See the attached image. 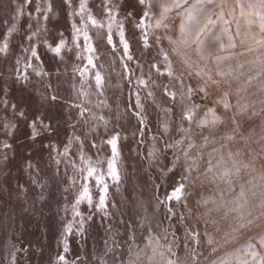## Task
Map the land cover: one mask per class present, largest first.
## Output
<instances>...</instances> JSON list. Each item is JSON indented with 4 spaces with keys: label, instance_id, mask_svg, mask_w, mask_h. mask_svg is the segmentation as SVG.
<instances>
[{
    "label": "snow or ice",
    "instance_id": "1",
    "mask_svg": "<svg viewBox=\"0 0 264 264\" xmlns=\"http://www.w3.org/2000/svg\"><path fill=\"white\" fill-rule=\"evenodd\" d=\"M32 2L33 0H24L23 5L17 7L16 0H10L15 10L14 20L22 19L25 15V8L30 7ZM156 3L157 0H134L131 3L129 0H125V4L129 5L128 10L120 19L118 17L121 9L125 7L124 4L118 5L112 0H103L101 7L104 16L107 18V43L108 45L113 44V30L115 28V35L119 37V45L122 50L119 53L123 57L120 64L125 79L128 80L130 88L133 84L135 85L133 92L135 102L126 107L123 115L128 120H135L136 122L133 132L136 144L144 145L146 143L145 136L151 133L147 106L142 100L141 90L147 92L144 100L154 101L155 95L152 87L161 88L162 95L171 100L173 104L179 96L180 103L183 105L180 117L181 124L177 127V131L181 134L178 139H165L166 134L170 132L168 123L165 122L161 131L148 135V139L152 140L153 143L148 146L146 153L141 152L139 148L130 149L131 152L141 158L142 162L147 163L148 169H156L159 177L163 179V183L167 182L166 173H174L177 167L181 166V159H183V171L180 174L179 182L170 191H167L163 198L158 194L163 183L152 185L156 193L152 205L153 211L159 213L161 208L165 211V220L167 221V228L163 229L165 239L169 229L172 230L173 241L167 246L160 243V237L153 230V215L149 213L147 204L136 199L135 194H133L132 199L119 202L112 198V189H115L117 195L120 194L126 175L121 159L123 145L120 144V132L115 131V129L109 131L108 119L86 107L85 104L90 103V101L80 99L89 95L84 90V85L90 79L89 68L94 70L91 79L95 81L96 95L98 97L104 95V77L99 70L104 65L95 63L99 57L96 55V47L92 42L88 27L91 25L92 28L103 31L105 28L104 21L98 20L93 15L88 0H78V3L76 0H62L69 18L70 39L65 37L63 31H58L54 42H49L47 38L41 39L40 26H37L35 30H33L31 23L27 26V33L24 37L26 44L21 45V51L26 55L17 56L15 60V82L27 84L29 81L28 69H32V72L38 77L51 78L53 74L44 71L38 63L41 61L39 53L41 43L47 52L60 58L61 62L65 50L73 51L74 49L76 59L86 61V65L83 67L74 65L73 67L74 75L78 74L80 77L81 90L75 93L77 102H73L70 106L78 109V121L90 125V133L98 132L101 126L105 128V135L100 137V144L97 145L96 138L93 137L91 147L96 149L98 153L110 152V155H105L103 160L99 156L93 160L87 154L85 139L78 135L68 138L62 152L53 145H44L45 148L57 153V156L54 157L57 166L64 163L66 167L71 168L72 174L67 176L68 186L64 190L67 192L71 188L74 191V200L71 204L72 219L63 226L64 254L58 253L54 264H92L87 255L83 254V249H81L82 254L72 261H68L65 254L70 250L67 235L71 233L77 237H85L88 229L93 227L97 216L100 217L101 227L107 239L104 242L103 254L93 255L96 264H108L109 256L111 257V264H188L189 259H191L192 264H201L202 253L199 251L201 233L199 230L192 231L187 226V219L192 218L194 214L188 208L185 193L186 187L196 181L201 186L207 184L215 189L213 195L202 196L197 201L198 204L205 207V212L201 214L204 223H208L206 218L213 213L219 216V219L214 218L211 221L216 226L215 235L209 234L207 228L204 229L205 242L213 254L222 248L226 249L222 256H217L215 259L205 258L204 264H233V261L229 259L233 252L238 254L235 264H264V171L249 179L248 184L252 186L251 188H247L244 183H239L242 170L247 173H256L255 161L260 154H264V134L256 141L260 145L261 152L253 154L250 149L247 153L250 158L247 160L243 149L237 148L235 151L231 149V145L237 140L247 142L249 139V136L244 134L241 117L245 115L264 117V98L258 102L249 103L245 97L240 96V93L245 89L236 88L238 98L233 105L230 102V93L228 91L220 92L222 87L230 88L232 81L239 80L240 76L244 75L242 70H233L230 65L228 71H224L222 66L234 58L238 59L246 54H254V59L245 62L255 70V76H249L248 82L250 83L255 78L264 80V0H232L231 3L229 0H172L171 4H159L161 11L158 17L152 12ZM35 12L39 14L38 18L45 21L43 28L46 32L47 25L51 23L54 15L52 0H35ZM27 15L31 20L32 13L29 12ZM175 16L180 17V23L178 35L173 38L168 35V32L171 31L169 22ZM76 18H79V23H77ZM129 23L136 30L133 33V38L137 34L139 35L137 43L142 46L141 51L145 57L153 46L156 49L155 57L149 62L147 78L142 71L140 76H135V72L129 66L130 62L135 61L141 70L143 68L140 58L136 56L125 34L126 24ZM233 26L235 27L234 32ZM242 26L245 27L243 33H241ZM149 28L166 30L165 36L170 45V51L179 58V63L184 66V70L179 74L175 71L174 61L169 50L163 46L162 37L156 35L153 45L150 40ZM17 31L16 22L6 29L3 40H0V54L5 56L8 54L10 39ZM81 37L83 39L82 45L78 43ZM225 37L227 43L224 42ZM237 40L240 46H247L245 50L239 53L225 54L227 50L238 47ZM211 44L218 45L215 51L210 49ZM115 51L116 49L113 48V52ZM190 53L194 54L196 59H193ZM161 65H163L162 69ZM210 65H215L214 74ZM237 69H243V64L238 63ZM152 70L156 71L158 77H166L168 82L153 80ZM133 77H135L134 80ZM48 87L52 88L50 82ZM73 89L75 90V84H73ZM259 90L264 96V83L259 84ZM214 95L215 98L213 99ZM197 97L200 103H194ZM59 99L58 93L53 90L50 101L56 102ZM209 99H213V106L206 107L203 116L198 120L195 119L197 109ZM257 103L259 104V111L256 109ZM0 104L4 106L5 110L10 108L14 115L20 118L25 117L24 109L19 108L16 103H10L7 95L0 98ZM95 107H108L107 101L98 100ZM218 107H222V113L217 111ZM167 111L171 112L172 109L169 108ZM117 112L118 118H120L119 106H117ZM229 113H231L230 116ZM36 119L46 130H51V126L44 124L40 117ZM184 121L187 122L188 127L184 126ZM193 125L200 129L198 135L201 137L202 143H196L194 135L197 134L192 132ZM3 126L8 135H11L12 130L16 127L14 123L7 121ZM262 126H264V120H262ZM29 127L32 129L31 138L35 139L38 135L36 122L30 123ZM121 127L123 128V126ZM221 127L229 130L218 139L210 140L209 135L204 134L205 130L211 134ZM262 132H264V128H262ZM136 133H139L138 138ZM210 144H219V147L211 148V151L207 153L208 159L205 163L203 152ZM157 145L161 146L158 147ZM73 146H77L76 154L79 163L70 158L69 154ZM8 148L10 145L5 142L3 149ZM169 154H171V159H169ZM5 160H7L6 156ZM105 164V174L100 175V168L104 167ZM31 167L32 165L29 163V168ZM136 171L134 162L133 173ZM33 183L37 184V181L33 180ZM237 183H239L238 192L234 187ZM38 186L43 187L42 184H38ZM249 191L252 197L258 195L259 200H250ZM173 201H176L177 204L183 201V207L188 209L189 216L185 217L183 213L178 216L172 205ZM85 203L90 209L87 215L80 208ZM121 227L124 229L123 232L120 231ZM177 228L183 231L186 241L190 237L195 242V246L191 248L185 243L183 260L172 248V244L176 240ZM137 229L141 233L145 230L148 233L145 237L147 243L144 247L135 243ZM247 233H254V236L250 238L255 239L257 244L248 243L245 247H233L231 250H227V246L235 245ZM121 236L126 237L123 242L119 239ZM125 246H127L128 251L127 258L121 255ZM21 251L27 255L29 250L27 248H14L9 253L8 264H18L17 257Z\"/></svg>",
    "mask_w": 264,
    "mask_h": 264
},
{
    "label": "rangeland",
    "instance_id": "2",
    "mask_svg": "<svg viewBox=\"0 0 264 264\" xmlns=\"http://www.w3.org/2000/svg\"><path fill=\"white\" fill-rule=\"evenodd\" d=\"M78 3V0H76ZM115 4H124L125 7L121 9L118 19L123 18L124 12L128 10V4H125V0H112ZM134 0H129V3ZM231 3L232 0H229ZM24 0H16V6L23 5ZM54 6V15L52 16L51 23L47 25V31L45 32L43 25L45 21L42 18H38L39 14L35 12V0H33L30 7L25 8V15L22 19L14 20L15 10L10 3V0H0V40H3L6 29L14 22L17 23L18 31L10 39V50L5 56L0 54V98L7 95L10 103H16L19 108H23L25 111V117L20 118L14 115L10 110L4 109V106L0 104V264H8L9 253L15 249H25L29 251L27 255L24 252L18 253V264H54L57 254L63 253V226L65 223L72 219L71 204L74 200V191L70 188L67 192L64 190L68 186L67 176L72 174L70 167H66L64 163L59 166L56 165L54 157L57 153L49 148H45L44 145H53L60 152L63 151L64 145L67 143L69 137L78 135L85 139L86 147L88 149V155L94 160L97 156L100 159H104L105 155H110V152L98 153L96 149L91 147L93 137L96 138L97 145L100 144V137L105 135V128L101 126L98 132H89V124H85L83 121H78V109L72 108L70 105L76 101L75 93L81 90V82L78 74L74 75V65H80L81 67L86 65V61H80L76 59L75 50L67 51L63 53V61L60 58L54 57L51 53L47 52L43 44L41 43L39 53L41 61L38 62L44 71L50 72L53 75L50 77H38L32 69H28L29 81L27 84L15 82V60L17 56L26 55L21 51V45L26 44L24 39L27 33V26L32 24L33 30L40 26L41 39L47 38L49 42H54L58 31H63L65 37L70 39L71 32L69 29V18L67 16V10L62 4V0H52ZM103 0H88L89 8L93 15L98 20H103L105 28L103 31L100 29L92 28L89 25V34L92 38V42L96 47V55L99 57L95 61L97 65L103 64L104 67L100 68L104 77L103 96L96 95L95 81L91 79L94 74V70L89 68L90 79L84 85V90L89 93L85 97H81L82 100L90 101L85 106L92 109L97 114H101L108 119V130L120 132V144L123 145V151L121 159L123 161V170L126 172L124 177L121 192L119 195L115 193V189H112V198L118 202L121 200H130L135 194L136 199L142 201L148 205V211L153 215L152 227L154 232L160 237V243L167 246L173 241L171 235V229L168 231L167 238H164L163 229L167 228V221L165 220V211L163 208L159 210V213L153 211L152 205L154 203V196L156 193L153 190L152 185L154 183H163V179L159 177L155 168L148 169L146 162H142L139 156H136L130 149L139 148L141 152L146 153L149 145L153 143L148 139V135L151 133H157L162 130V126L165 122L168 123L170 132L166 134L165 139H178L180 133L177 131V127L181 124V115L183 105L180 103L179 96L175 104L168 98L162 95V89L152 87L155 95V100H144L146 96V90H141V97L143 102L147 106V112L150 119L151 133L145 136L146 143L144 145H137L133 138V132L135 130V120H128L124 117L125 109L129 104H134L135 96L133 92L135 85L130 88L128 80L125 79L123 69L120 64V60L123 57L119 54L122 50L119 45V37L115 35V28L113 30V44L107 43V18L104 16L103 9L101 7ZM166 3L171 4L172 0H157V3L153 6L152 12L158 17L161 11L159 4ZM175 11V10H174ZM31 12V20L27 13ZM238 12V10H237ZM79 23V18H76ZM180 23V17L175 16L169 22L171 31L168 35L175 38L178 35V25ZM136 30L132 27V24H126L125 34L129 39L132 49L136 56L140 58V62L143 65L141 68L135 63L130 62L129 66L135 72V76H140L141 71L145 78L149 74V62L156 55L155 46L148 52L147 57L141 51L142 46L137 43L139 35L137 34L133 38V33ZM150 40L155 44V36L160 35L162 37V43L166 50H169L170 55L174 61V68L177 74L184 70V66L179 63V58L172 54L170 51V45L165 36V29H148ZM235 27L233 26V32ZM245 31V27H241V33ZM258 31V29H256ZM224 42L227 43L226 37ZM83 44L82 37L78 41ZM238 47L233 50H227L225 54L232 52L239 53L244 51L245 46H240L237 40ZM71 46V45H70ZM210 49L215 51L217 44H211ZM113 48L116 49L113 52ZM193 59H196L194 54H191ZM254 59V54L244 55L234 58L230 62H227L222 66L224 71L229 70V65L233 70L243 71L244 75L240 76L239 80L232 81L231 87H222L220 92L228 91L231 96V103L235 105L237 100L236 88L245 89L240 93V96L245 97L249 103L258 102L262 96L259 90V84L264 83V80L260 78L253 79L248 82L249 76H255V70L246 61ZM243 64V69H237V64ZM21 67H23L21 65ZM215 72V65H210ZM163 65H161V69ZM135 77H133V80ZM153 80H162L167 83L166 77H158L155 70H152ZM231 79V78H229ZM49 82L52 88H49ZM75 84V90L73 89ZM178 87V85H177ZM55 90L60 99L56 102L50 101V96ZM215 95L213 96V99ZM213 99L207 100L204 104L197 109L195 119H200L205 111L206 107L213 106ZM98 100H106L108 107L96 108L95 105ZM194 103H200L197 97ZM117 106H119V117L117 112ZM171 108L169 112L167 109ZM256 109L259 111V104H256ZM219 113L223 112L222 107H218ZM251 109L249 110V112ZM130 115V113H129ZM229 116L231 113L228 114ZM40 117L44 124L51 126V130H46L40 121L36 118ZM262 120L264 117H250L245 115L241 117L243 124L244 134L249 136L247 142L237 140L231 145V149L235 151L237 148L243 149L245 152V159L250 157L247 155L251 149L253 154L261 152L260 145L256 143L260 139V136L264 134L262 132ZM11 122L16 125L12 130V134L8 135L4 129L5 122ZM33 121L36 122V130L38 135L35 139H32V129L29 124ZM185 127H188L186 121L183 122ZM123 126V128L121 127ZM224 127L209 134L208 130L204 131L205 135H209V139L219 138L226 131ZM194 139L197 144L202 143L201 137L198 135L200 129L195 125L192 127ZM250 134V135H249ZM138 138L139 133H136ZM127 137V139H125ZM7 142L10 148L3 149V144ZM160 147L161 145H157ZM212 147H219V144H210L203 152V161L206 163L208 159L207 153L211 151ZM77 146H73L70 151V158L79 163L78 156L76 154ZM195 155V153H194ZM5 156L7 160H5ZM171 159V154H169ZM135 162L137 171L133 173V163ZM29 163L32 165L29 168ZM264 154H260L255 161L256 173H247L242 170L241 180L239 183H244L247 188L252 186L248 184L249 179L252 176L258 175L261 171H264ZM147 169V170H145ZM106 171V164L100 168L99 174L103 175ZM183 171V159H181V166L177 167L176 171L171 174H167V182L163 183L159 191V196L164 197L167 191H170L172 187L180 180V174ZM95 174L93 177V183ZM195 180V177L193 178ZM33 180L37 181V184L33 183ZM239 183L234 185L236 191H239ZM258 183V181H257ZM38 184H42L43 187H39ZM259 191V189H256ZM187 195L188 208L192 210L194 214L192 218L187 219V226L192 231L199 230L200 246L199 251L202 253L201 264H204L205 258L215 259L217 256H222L226 249H220L217 253H211L203 235V231L207 228L209 234H216V226L212 224V219H219V216L215 213L208 216L206 219L208 223H204V219L201 218V214L205 212V207L198 204L197 201L202 196H209L215 193V189L211 185L201 186L198 181L194 184L188 185L185 189ZM250 200H259V196L252 197L251 192H248ZM41 197H43L41 199ZM183 201L179 204L176 201L172 202L173 207L176 209L179 216L183 213L185 217L189 216L188 209L183 207ZM211 207V205H208ZM81 211L87 215L90 211L87 204L80 206ZM67 209V210H65ZM163 221V223H162ZM120 231L124 229L121 227ZM148 235L145 230L143 233L139 229L136 231L135 243L140 247H144L147 243L145 237ZM254 233H247L236 242L235 245L227 246V250H231L233 247H245L248 243L257 244L255 239H251ZM107 236L101 227L100 217L95 218V222L92 228L88 229V233L85 237H77L74 234L69 233L67 235V242L69 245V252L66 253V259L68 261L74 260L78 255H81V249L83 254L87 255L89 261L92 264H96L93 260V255H102L104 252V242ZM123 242L126 237L121 236L119 238ZM83 241V243H81ZM187 243L189 247H194L195 242L189 237L185 240L183 231L180 228L176 230V240L172 244L173 251L184 259L185 248ZM178 245V246H177ZM124 258H127L128 251L125 246L124 251L121 254ZM237 253L233 252L229 259L235 261L237 259ZM175 258V257H171ZM108 264H111V257H108ZM188 264H192L191 259L188 260Z\"/></svg>",
    "mask_w": 264,
    "mask_h": 264
}]
</instances>
